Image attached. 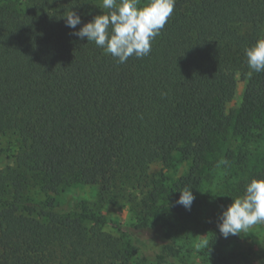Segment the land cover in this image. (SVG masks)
<instances>
[{
    "label": "trees",
    "instance_id": "obj_1",
    "mask_svg": "<svg viewBox=\"0 0 264 264\" xmlns=\"http://www.w3.org/2000/svg\"><path fill=\"white\" fill-rule=\"evenodd\" d=\"M70 11L76 29L65 24ZM107 11L102 0H0V136L15 141L0 169V264L167 261L179 251V190L192 188L193 209L207 155L230 129L228 198L264 178V154L260 166L248 155L264 141V72L245 54L264 38V0H176L150 54L123 64L72 35ZM237 76L245 86L233 117ZM174 156L188 168L167 187L149 167ZM88 186L94 201L69 202L71 189ZM121 202L133 224L107 221L104 206ZM221 247L210 238L199 252L220 258ZM251 264H264V238Z\"/></svg>",
    "mask_w": 264,
    "mask_h": 264
},
{
    "label": "rangeland",
    "instance_id": "obj_2",
    "mask_svg": "<svg viewBox=\"0 0 264 264\" xmlns=\"http://www.w3.org/2000/svg\"><path fill=\"white\" fill-rule=\"evenodd\" d=\"M245 82L237 76V84L234 97L227 104V111L235 116ZM232 130L230 129L225 138H219L215 143L214 151L207 155L208 163L203 167L202 193L197 199V205L191 210L174 213L173 232L175 233L179 251L172 255L165 262L152 260L140 261L139 258L131 257V264H251L256 261L259 251L260 241L264 238V224L254 225L247 233L237 236L223 238L219 232L218 224L222 210L226 208L232 200L228 198L223 187L228 181H232V169H227L223 163L225 152L228 148H235L238 141H234ZM15 146L14 137L10 135L0 136V148L5 149L0 154V169L12 164L11 154ZM249 164L260 166L262 155L264 154V141L261 143L252 142L249 144ZM188 168V162L182 161L178 156H174L169 166H164L157 161L150 165L149 171L162 172L164 183L168 187ZM224 183V184H223ZM96 197L95 187H80L71 189V202L74 199L94 201ZM199 204V205H198ZM194 206V205H193ZM104 214L107 221L118 220L123 223L133 224L135 217L129 210L128 204L123 202L117 204H107L104 206ZM168 210L167 215L172 214ZM165 217V216H164ZM99 226L115 236L123 237L128 241V237L116 228L112 223H100ZM214 238L222 244L221 257L214 258L201 254V246Z\"/></svg>",
    "mask_w": 264,
    "mask_h": 264
},
{
    "label": "clouds",
    "instance_id": "obj_3",
    "mask_svg": "<svg viewBox=\"0 0 264 264\" xmlns=\"http://www.w3.org/2000/svg\"><path fill=\"white\" fill-rule=\"evenodd\" d=\"M175 3L176 0H102L103 9L108 11L84 23L72 35L94 42L106 55L123 64L129 57L150 54L152 42L173 14ZM81 23L80 15L74 11L65 16V24L71 29ZM245 54L251 71L264 72V38L257 39ZM179 191L176 203L190 211L195 200L192 188ZM219 220V232L225 239L264 224V178L251 179L243 194L222 210Z\"/></svg>",
    "mask_w": 264,
    "mask_h": 264
}]
</instances>
